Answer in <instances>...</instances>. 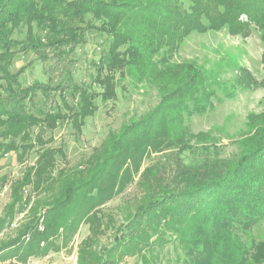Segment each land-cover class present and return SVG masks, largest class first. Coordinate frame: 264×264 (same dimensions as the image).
Returning a JSON list of instances; mask_svg holds the SVG:
<instances>
[{"label": "trees", "instance_id": "trees-1", "mask_svg": "<svg viewBox=\"0 0 264 264\" xmlns=\"http://www.w3.org/2000/svg\"><path fill=\"white\" fill-rule=\"evenodd\" d=\"M191 2L189 11L183 0H0V162L12 153L20 162L33 150L37 154L35 165L11 184L0 231L29 207L31 215L14 238L0 244V261L25 264L61 252L88 225L77 264H120L136 256L141 264H158L156 249L172 240L183 250L180 264L264 263V245L249 246L241 235H249L264 211V112L249 116L237 156L217 155L183 167L175 185L162 184L157 170H147L141 182L145 195L120 226L102 214L135 180L145 158L191 149L185 117L213 107L208 72L195 63H171L184 40L195 31L223 27L245 36L255 26L264 42V0ZM91 36H105L109 48L92 63L91 79L79 84L75 52ZM29 52L45 64L54 62V70L47 82L24 87L23 70L11 68L18 55ZM117 74L158 87L159 104L111 133L85 168L59 169L64 151L54 146V132L71 124L80 134L99 110L98 100L116 101ZM236 80L239 86L255 83L247 69ZM7 183L8 177L0 176V192ZM27 188L34 199L25 196ZM110 228L114 242L101 247L99 237Z\"/></svg>", "mask_w": 264, "mask_h": 264}, {"label": "rangeland", "instance_id": "rangeland-1", "mask_svg": "<svg viewBox=\"0 0 264 264\" xmlns=\"http://www.w3.org/2000/svg\"><path fill=\"white\" fill-rule=\"evenodd\" d=\"M184 8L190 11L191 0H183ZM246 21V17L240 18ZM208 25L206 18L202 19ZM109 48L105 36H91L88 43L75 52V81L79 84L88 82L94 74L93 62H97L102 53ZM264 42L262 33L252 26L247 35H233L227 27L218 30L191 33L181 44L173 56L172 64L195 63L203 67L212 78V109L203 115L185 117L184 126L189 128L191 137L188 141L193 147L184 152L177 148L166 149L161 153H152L142 162L140 172L130 183L127 190L102 207V214L112 226H120L126 216L133 213L140 204L145 193L141 182L145 180L142 174L147 170H157L162 184L175 185L174 179L183 167L197 164L218 155L219 159H229L237 156L240 150L238 141L248 133V119L252 114L264 112V62L262 55ZM248 70L255 83L239 86L237 78ZM12 72L23 70L20 82L24 87L33 83L47 82L50 72L54 70V62L47 64L29 52L21 53L13 61ZM118 98L114 102L103 105L97 101L99 110L87 119L82 132L77 133L71 124L59 126L54 132V146L61 147L64 156L58 157L59 169L69 171L81 170L88 165L94 155H99L109 142L111 133H118L124 125L140 120L153 110L160 102L158 87L151 86L146 81L135 82L130 76L121 78L117 74ZM39 95L36 101H39ZM58 100V99H57ZM72 100L70 99V102ZM204 136V137H203ZM49 136L46 135V138ZM201 137V139H199ZM37 161L36 151H31L24 162H20L15 153L9 154L0 162V176H7L8 183L0 192V221L6 216V207L11 201V184L22 178L28 166H34ZM147 181L153 182L149 174ZM29 192V193H28ZM31 195L27 188L25 196ZM30 208V207H29ZM29 208L24 213H17L12 224L6 223L0 231V244L17 235L20 224L29 217ZM110 224V223H109ZM111 225V224H110ZM241 234V233H240ZM243 240L250 246L264 245V211L260 221L254 225ZM89 236V226L82 225L77 235L68 247L60 253H51L45 259L50 264H77L78 249ZM115 238L113 229L104 230L99 237L101 247H110ZM158 264H180L183 250L172 240L160 251ZM41 262L44 264V260ZM120 264H141L139 257H126ZM264 264V263H263Z\"/></svg>", "mask_w": 264, "mask_h": 264}, {"label": "crops", "instance_id": "crops-1", "mask_svg": "<svg viewBox=\"0 0 264 264\" xmlns=\"http://www.w3.org/2000/svg\"><path fill=\"white\" fill-rule=\"evenodd\" d=\"M51 253H60V252H53L51 251L46 257H43V258H31L29 259V261L25 264H43L41 262V260L43 259L44 260V264H50V260H47L45 261V259H48L47 257L51 254ZM50 258V256H49ZM0 264H22V263H19L17 262L16 260H7V261H0Z\"/></svg>", "mask_w": 264, "mask_h": 264}, {"label": "built area", "instance_id": "built-area-1", "mask_svg": "<svg viewBox=\"0 0 264 264\" xmlns=\"http://www.w3.org/2000/svg\"><path fill=\"white\" fill-rule=\"evenodd\" d=\"M40 230H44V228L41 226V227H40Z\"/></svg>", "mask_w": 264, "mask_h": 264}]
</instances>
